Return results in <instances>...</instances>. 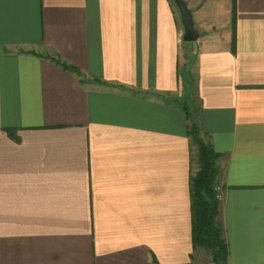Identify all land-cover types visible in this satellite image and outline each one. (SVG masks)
Listing matches in <instances>:
<instances>
[{"label": "crops", "instance_id": "0c3cea01", "mask_svg": "<svg viewBox=\"0 0 264 264\" xmlns=\"http://www.w3.org/2000/svg\"><path fill=\"white\" fill-rule=\"evenodd\" d=\"M184 1L187 43L172 0H0V264H198L190 107L264 264V0Z\"/></svg>", "mask_w": 264, "mask_h": 264}, {"label": "trees", "instance_id": "16d2710c", "mask_svg": "<svg viewBox=\"0 0 264 264\" xmlns=\"http://www.w3.org/2000/svg\"><path fill=\"white\" fill-rule=\"evenodd\" d=\"M61 64L64 68L73 69L64 62ZM187 117L188 134L197 146L199 163L197 172L190 177L191 242L193 248L201 247L208 250L213 263L227 264L228 248L220 220L221 200L217 198L221 190L218 186L216 166L219 153L200 137L198 125L194 119H190L188 112ZM151 264L158 263L153 259Z\"/></svg>", "mask_w": 264, "mask_h": 264}, {"label": "water", "instance_id": "95a60500", "mask_svg": "<svg viewBox=\"0 0 264 264\" xmlns=\"http://www.w3.org/2000/svg\"><path fill=\"white\" fill-rule=\"evenodd\" d=\"M178 10L180 22L183 28L182 40L185 42H193L199 38V31L195 27L192 12L184 0H172Z\"/></svg>", "mask_w": 264, "mask_h": 264}, {"label": "rangeland", "instance_id": "374dc122", "mask_svg": "<svg viewBox=\"0 0 264 264\" xmlns=\"http://www.w3.org/2000/svg\"><path fill=\"white\" fill-rule=\"evenodd\" d=\"M184 43H187V42H184ZM186 68H187V66H186ZM180 73H181V76L183 78V81H185V78H186V69L185 68H182L181 71H180ZM185 95H186V92H185ZM189 113H190V119H195V115H194V112L192 110V107L189 108ZM196 125H198V124L196 123ZM198 129L200 131L199 125H198ZM200 137L202 138L201 135H200ZM195 147H196V153H197V146L195 145ZM218 186H219V188H221L220 184H218ZM218 193L220 194L221 193V190ZM202 249H203V252H201V254L196 253V262H198V264L199 263L200 264H209V263L215 264V263L211 262V257H210V253L208 252V250H206L204 248H202ZM201 255H204V257H200Z\"/></svg>", "mask_w": 264, "mask_h": 264}, {"label": "built area", "instance_id": "2783aa9c", "mask_svg": "<svg viewBox=\"0 0 264 264\" xmlns=\"http://www.w3.org/2000/svg\"><path fill=\"white\" fill-rule=\"evenodd\" d=\"M217 198L221 199V193L217 195Z\"/></svg>", "mask_w": 264, "mask_h": 264}]
</instances>
